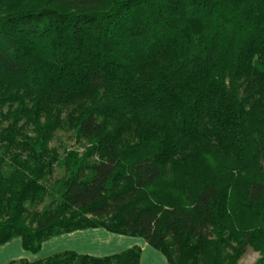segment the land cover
Returning a JSON list of instances; mask_svg holds the SVG:
<instances>
[{
	"label": "trees",
	"instance_id": "1",
	"mask_svg": "<svg viewBox=\"0 0 264 264\" xmlns=\"http://www.w3.org/2000/svg\"><path fill=\"white\" fill-rule=\"evenodd\" d=\"M97 227L168 264H264V0H0V245Z\"/></svg>",
	"mask_w": 264,
	"mask_h": 264
},
{
	"label": "crops",
	"instance_id": "2",
	"mask_svg": "<svg viewBox=\"0 0 264 264\" xmlns=\"http://www.w3.org/2000/svg\"><path fill=\"white\" fill-rule=\"evenodd\" d=\"M134 246L142 249L140 264H168L167 257L145 238L114 233L104 227L81 229L53 236L44 241L37 252L24 249L22 238L16 237L0 245V264L21 259L34 262L65 251L104 257L121 253Z\"/></svg>",
	"mask_w": 264,
	"mask_h": 264
},
{
	"label": "rangeland",
	"instance_id": "3",
	"mask_svg": "<svg viewBox=\"0 0 264 264\" xmlns=\"http://www.w3.org/2000/svg\"><path fill=\"white\" fill-rule=\"evenodd\" d=\"M75 135L72 130L68 128L59 129L53 141L51 142V146L55 147L58 150L60 157H63L67 151L71 150L75 146ZM83 147H81L80 151L83 152ZM232 158V157H231ZM228 158V163H230L233 159ZM218 163V162H217ZM221 167V166H220ZM227 169L222 167L218 170L219 173L215 174V177L222 178L221 175L225 176V171ZM65 175V170L59 167L55 168L54 178H60ZM175 176H177L175 174ZM229 252L231 250L229 249ZM260 253L254 250L252 247H249L246 253L237 261V264H255L256 261L259 259ZM203 264V263H202Z\"/></svg>",
	"mask_w": 264,
	"mask_h": 264
}]
</instances>
